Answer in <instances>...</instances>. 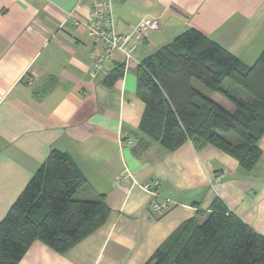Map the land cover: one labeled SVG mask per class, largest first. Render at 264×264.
<instances>
[{
    "label": "crops",
    "instance_id": "1",
    "mask_svg": "<svg viewBox=\"0 0 264 264\" xmlns=\"http://www.w3.org/2000/svg\"><path fill=\"white\" fill-rule=\"evenodd\" d=\"M92 3L0 0V221L53 149L67 152L87 178L77 199L104 195L111 210L103 226L68 251L37 239L17 264H146L184 222H204L216 198L264 236V136L252 170L213 144L187 140L167 150L140 132L151 93L138 80L143 62L189 28L243 60L258 58L264 0H113L119 34L151 17L159 28L132 58L114 50L97 77L90 74L95 42L70 15L89 19ZM120 65L122 76L107 83ZM121 138L133 141L121 145ZM126 170L128 182L117 184ZM153 179L176 202L162 215L152 210L155 197L133 184Z\"/></svg>",
    "mask_w": 264,
    "mask_h": 264
},
{
    "label": "trees",
    "instance_id": "2",
    "mask_svg": "<svg viewBox=\"0 0 264 264\" xmlns=\"http://www.w3.org/2000/svg\"><path fill=\"white\" fill-rule=\"evenodd\" d=\"M139 89L151 93L140 132L174 151L191 140L213 144L233 155L246 170L262 156L264 136V50L252 66L196 28H189L142 64ZM107 83L121 77L117 66ZM226 79L245 89L235 95ZM228 98L233 111L206 96L193 82ZM236 134L240 141L229 137ZM87 184L72 157L53 149L0 221V264H17L40 239L66 252L103 226L110 208L105 196L75 198ZM146 264H264V236L216 198L204 222L192 218L179 226Z\"/></svg>",
    "mask_w": 264,
    "mask_h": 264
},
{
    "label": "built area",
    "instance_id": "3",
    "mask_svg": "<svg viewBox=\"0 0 264 264\" xmlns=\"http://www.w3.org/2000/svg\"><path fill=\"white\" fill-rule=\"evenodd\" d=\"M75 17V24L84 27L92 36L95 47L92 51V65L90 74L97 77L106 69V62L111 57L114 50L123 49L128 58H132V53L137 49L139 43L146 39L150 31L159 28V19L156 17L145 18L137 24L131 33L119 34L115 26L113 0H93L90 10V18L83 19ZM32 82L30 79L29 83ZM133 139L121 138V145L131 144ZM130 173L119 174L116 177L117 184L128 182ZM218 179L220 176L218 175ZM134 185H138L144 191L155 197L152 203V210L159 215L168 212L176 202L168 196L161 194V181L153 179L150 181L139 182L133 180Z\"/></svg>",
    "mask_w": 264,
    "mask_h": 264
},
{
    "label": "rangeland",
    "instance_id": "4",
    "mask_svg": "<svg viewBox=\"0 0 264 264\" xmlns=\"http://www.w3.org/2000/svg\"><path fill=\"white\" fill-rule=\"evenodd\" d=\"M251 43V42H250ZM239 57V56H238ZM240 58V57H239ZM257 58V57H256ZM255 57H247L245 58V60L241 59L243 62H245L247 65L252 66L255 63L256 60ZM258 59V58H257ZM194 86L199 89L201 92H203L206 96L208 97H213L219 104H221L223 107H225L228 110H232L233 108H235L234 104L225 96L221 95L220 93L217 92H213L212 90L208 89L207 87H205L203 84H201L199 81L195 80L193 82ZM225 85L232 90L233 93H235V95H237L238 97H241L245 100H250L251 96L250 94L243 89L242 87H240L239 85L235 84L234 82H232L230 79H226L225 81ZM231 136L234 137V142L237 143L240 141V138L234 134V133H230ZM236 138V139H235ZM233 141V140H232ZM224 172V170H223ZM225 173V172H224ZM223 175V173L221 174ZM220 175V176H221ZM77 195H75V198Z\"/></svg>",
    "mask_w": 264,
    "mask_h": 264
}]
</instances>
